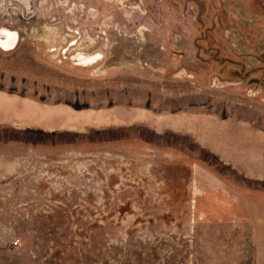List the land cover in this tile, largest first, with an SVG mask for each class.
<instances>
[{
	"label": "rangeland",
	"instance_id": "rangeland-1",
	"mask_svg": "<svg viewBox=\"0 0 264 264\" xmlns=\"http://www.w3.org/2000/svg\"><path fill=\"white\" fill-rule=\"evenodd\" d=\"M4 30L0 264H264V0H0Z\"/></svg>",
	"mask_w": 264,
	"mask_h": 264
},
{
	"label": "bare ground",
	"instance_id": "bare-ground-1",
	"mask_svg": "<svg viewBox=\"0 0 264 264\" xmlns=\"http://www.w3.org/2000/svg\"><path fill=\"white\" fill-rule=\"evenodd\" d=\"M3 34H5V37L3 39H0V46L5 48L6 50L13 49L18 40V34L13 31L4 30Z\"/></svg>",
	"mask_w": 264,
	"mask_h": 264
},
{
	"label": "crops",
	"instance_id": "crops-1",
	"mask_svg": "<svg viewBox=\"0 0 264 264\" xmlns=\"http://www.w3.org/2000/svg\"><path fill=\"white\" fill-rule=\"evenodd\" d=\"M42 104L46 105L48 107H50V105L51 106L53 105L52 102H50V103L46 102V103H42ZM48 111H49V113L47 114V120H45V124H48L50 126L49 128L52 129L53 128V115H51V110H48Z\"/></svg>",
	"mask_w": 264,
	"mask_h": 264
},
{
	"label": "flooded vegetation",
	"instance_id": "flooded-vegetation-1",
	"mask_svg": "<svg viewBox=\"0 0 264 264\" xmlns=\"http://www.w3.org/2000/svg\"><path fill=\"white\" fill-rule=\"evenodd\" d=\"M78 55H79V54H78ZM96 56H98V55H91V56H83V55L80 56V55H79L78 58L81 59V60L84 62L85 65H89V64H92V63L96 62V60H97V59H96V58H97ZM89 57H91V58L94 57V58H93L92 61H86V62H85V58H89Z\"/></svg>",
	"mask_w": 264,
	"mask_h": 264
},
{
	"label": "built area",
	"instance_id": "built-area-1",
	"mask_svg": "<svg viewBox=\"0 0 264 264\" xmlns=\"http://www.w3.org/2000/svg\"><path fill=\"white\" fill-rule=\"evenodd\" d=\"M18 243H19L18 240H15V241H13L12 245L16 246V245H18Z\"/></svg>",
	"mask_w": 264,
	"mask_h": 264
}]
</instances>
